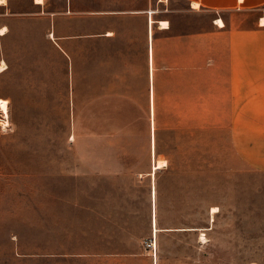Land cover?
Returning <instances> with one entry per match:
<instances>
[{"label":"rangeland","instance_id":"1","mask_svg":"<svg viewBox=\"0 0 264 264\" xmlns=\"http://www.w3.org/2000/svg\"><path fill=\"white\" fill-rule=\"evenodd\" d=\"M5 1L0 101L10 117L8 124L0 111V264H264V151L254 134L240 136L244 120L209 111L208 66L225 60L209 37L201 38L199 117L159 118L154 159L143 134L127 133L136 128L128 120L80 118L108 90L95 86L102 48L84 46L80 61L78 40L68 41L69 56L56 44V36L105 32L111 17L94 12L126 0ZM137 1L173 33L224 30L215 22L226 23L231 6Z\"/></svg>","mask_w":264,"mask_h":264},{"label":"crops","instance_id":"2","mask_svg":"<svg viewBox=\"0 0 264 264\" xmlns=\"http://www.w3.org/2000/svg\"><path fill=\"white\" fill-rule=\"evenodd\" d=\"M218 1L231 5L225 7L230 14L228 20L224 17L225 26L220 27L224 30L173 33L171 27L160 26L161 21L167 20L157 18L151 4L140 6L137 0H126L118 2L116 10L94 12L96 19L111 17V27L105 32L102 29L101 32L56 36L63 41V44L56 42L57 46L67 56L71 53L68 41L78 40L80 61H84V46L88 50L89 44L94 42L103 50V54L98 53L95 58V86L108 90L87 101L80 118L128 120V129L134 125L136 128L127 133L143 134L152 151L154 119L157 131L159 118L189 117L185 112L190 111L192 118L194 112L195 117H199V55L201 38L208 36L210 45L214 43L215 54L222 51L225 56L224 62L208 66L209 111L224 110L225 118L244 120L240 124V136L254 134L255 149L264 151V23L260 22L264 20V0ZM156 3L166 5L167 0H156ZM194 4V0H190L192 11L199 10ZM215 11L221 16L220 9ZM249 17L252 29L246 27ZM228 24L230 29L227 30ZM53 34L55 38L56 31ZM220 39L223 45L218 44ZM216 104H224V107ZM247 120H254V124L249 127ZM122 133L125 134L123 130L118 131ZM247 141L248 138L242 139V143Z\"/></svg>","mask_w":264,"mask_h":264},{"label":"bare ground","instance_id":"3","mask_svg":"<svg viewBox=\"0 0 264 264\" xmlns=\"http://www.w3.org/2000/svg\"><path fill=\"white\" fill-rule=\"evenodd\" d=\"M41 2V1H40ZM6 1L3 0V2L1 4H5ZM195 8H199V4L198 3H195L193 5ZM263 21V20H262ZM154 20L151 19V23H153ZM216 24H218L220 27H224L225 26V23L222 19H218L216 20ZM160 26L162 28H169V22L168 21H161L160 22ZM7 30L8 28L5 26L3 27L1 30H0V34L1 35H5L7 33ZM1 70H5L6 69V63L4 62L3 65L0 67ZM1 101H5L7 102L6 103V108H7V114L5 116V118L7 119V122L9 124V110H8V101L7 100H1ZM3 112V111H2ZM154 113V112H153ZM5 115V114H4ZM155 131H156V127H155V119L153 120V133H154V136H153V141H152V154H153V158L155 159V149H156V143H155ZM74 138V136L72 135V139ZM152 172H153V187H152V198H153V214H154V217H153V234L154 236L156 237L158 232H159V229L157 227V217H156V184H155V177H154V174L156 173V166L153 165L152 167ZM156 176V175H155ZM203 237H204V234H203ZM156 246V245H155ZM157 264V263H155Z\"/></svg>","mask_w":264,"mask_h":264},{"label":"snow or ice","instance_id":"4","mask_svg":"<svg viewBox=\"0 0 264 264\" xmlns=\"http://www.w3.org/2000/svg\"><path fill=\"white\" fill-rule=\"evenodd\" d=\"M2 2H3V0H0V3H2ZM37 2H40V0H37ZM6 103L7 102H5V101H0V111H3V113L5 114V116L7 114Z\"/></svg>","mask_w":264,"mask_h":264}]
</instances>
